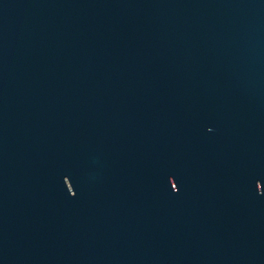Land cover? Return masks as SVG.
Returning <instances> with one entry per match:
<instances>
[{
  "label": "water",
  "instance_id": "95a60500",
  "mask_svg": "<svg viewBox=\"0 0 264 264\" xmlns=\"http://www.w3.org/2000/svg\"><path fill=\"white\" fill-rule=\"evenodd\" d=\"M0 264H264V0H0Z\"/></svg>",
  "mask_w": 264,
  "mask_h": 264
}]
</instances>
